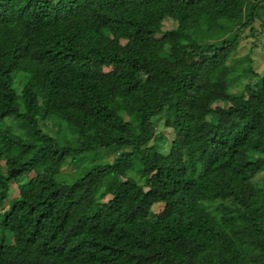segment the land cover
Returning a JSON list of instances; mask_svg holds the SVG:
<instances>
[{"label":"trees","instance_id":"16d2710c","mask_svg":"<svg viewBox=\"0 0 264 264\" xmlns=\"http://www.w3.org/2000/svg\"><path fill=\"white\" fill-rule=\"evenodd\" d=\"M254 21L264 0H0V264H264Z\"/></svg>","mask_w":264,"mask_h":264},{"label":"rangeland","instance_id":"374dc122","mask_svg":"<svg viewBox=\"0 0 264 264\" xmlns=\"http://www.w3.org/2000/svg\"><path fill=\"white\" fill-rule=\"evenodd\" d=\"M175 25H176L175 22L172 19L167 17V18H164V20L162 21L161 29L167 30L169 28L175 27ZM253 27L255 29L253 34H247L246 36H242L241 40L239 41L238 47L233 54L236 62L239 63L238 64L239 66L247 65L246 61L249 58L251 62V66L256 74V76H254L251 79V83L255 82L261 75H264V26L261 25L260 21H254ZM210 34H211V30L208 27L206 28V25L203 24L200 26V31L194 34L193 37L199 39V41H207V40H210ZM21 81H22V74L20 72L16 73L14 76L13 84H12L13 89H17ZM217 104L220 105L221 102ZM151 120L153 122L155 132H160L163 128L162 126L163 117L153 116ZM52 122L53 121L48 120L45 123H40L39 126L46 134H49L54 137L56 135L57 128L55 126L54 127L52 126L53 125ZM6 123L13 124V122L8 118L6 119ZM62 127H63V129H61L62 132L65 134V136L70 138L71 134L68 132V130L67 131L65 130L64 128L65 125H62ZM125 150H128V148L123 149V150L108 149L106 151H102V154H103L102 160L103 162H110L120 152L125 151ZM94 152H97V151L95 150L91 151V153L88 154V157L94 156ZM74 170H75V163L68 158L67 160L64 161V163L60 167L59 176L69 181L70 180L69 178H72L73 176H78L81 174V173H73ZM27 179L28 177L23 176L16 183L14 181H10L9 194L2 208L4 209L6 208L7 201L10 198L16 197L18 195L17 185L25 183ZM252 181L257 185L262 184L264 181V170L258 173L256 176H254ZM162 206L163 205L161 203L154 204V208L156 210L161 209ZM6 235H7L8 241H10V235L9 234H6Z\"/></svg>","mask_w":264,"mask_h":264}]
</instances>
